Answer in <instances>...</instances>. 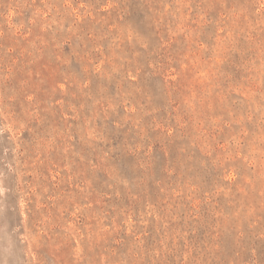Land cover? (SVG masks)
<instances>
[{"label":"rangeland","instance_id":"1","mask_svg":"<svg viewBox=\"0 0 264 264\" xmlns=\"http://www.w3.org/2000/svg\"><path fill=\"white\" fill-rule=\"evenodd\" d=\"M0 264H264V0H0Z\"/></svg>","mask_w":264,"mask_h":264}]
</instances>
